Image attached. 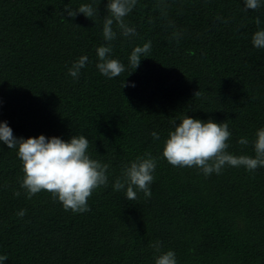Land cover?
Wrapping results in <instances>:
<instances>
[{
  "label": "trees",
  "instance_id": "1",
  "mask_svg": "<svg viewBox=\"0 0 264 264\" xmlns=\"http://www.w3.org/2000/svg\"><path fill=\"white\" fill-rule=\"evenodd\" d=\"M107 3L0 0V122L17 138L83 135L88 155L109 165L90 210L74 213L46 191L28 198L18 148L0 141L3 264H155L157 242L161 252H175L177 264H264V167L225 166L205 176L162 155L174 122L188 115L227 120V151L255 157V133L264 128V48L252 36L264 30V0L256 10L244 0H137L124 17L136 34L113 25L111 58L125 71L111 79L96 67ZM83 4L98 5V15L64 12ZM149 41L134 70L131 52ZM81 56L88 60L74 79L69 68ZM147 153L157 158L152 195L126 199L113 185Z\"/></svg>",
  "mask_w": 264,
  "mask_h": 264
},
{
  "label": "clouds",
  "instance_id": "2",
  "mask_svg": "<svg viewBox=\"0 0 264 264\" xmlns=\"http://www.w3.org/2000/svg\"><path fill=\"white\" fill-rule=\"evenodd\" d=\"M136 4L137 0H108L106 5L108 14L104 17L103 24V38L106 44L96 49L99 58L96 67L109 79L118 77L125 71L123 63L111 58V41L117 36L113 25L115 24L124 36L135 35V28L129 27L124 22V17ZM244 5L246 9L256 10L261 7V0H244ZM97 6L83 4L75 10L65 7L64 12L72 18H75L77 13L91 18L98 15ZM255 22L259 25L260 19L257 18ZM252 44L258 49L264 48V30H258L253 34ZM150 50V41L142 47H135L129 57L130 67L134 70L138 68L141 57H146ZM87 60V56L79 57L69 68V75L78 79L80 70L85 67ZM125 86L127 85L123 82L122 88ZM199 95V91L194 93V96ZM231 135L227 120L217 123L209 119L205 122L185 115L178 124L174 122V130L168 133L162 155L172 166L196 167L205 176L220 174L225 166H242L249 171L264 167V128L258 129L255 133L254 158L228 152V140ZM151 136L154 140L160 138L155 131ZM0 141H3L9 149L18 148L17 155L23 163L24 172L21 187L26 190L28 198L46 191L54 200L58 199L61 202L65 211L83 213L90 210L88 199L93 191L108 184L109 165L102 164L88 155L89 140L83 135L73 136L69 141L59 137L46 138L44 135L27 139L17 138L5 121L0 122ZM238 143L247 145L249 141L242 137ZM156 166L157 158L150 153L145 157H137L135 161L124 167L113 189L126 190V199L129 200L137 199L138 191L143 192L145 198H150L152 195L150 185L154 181L153 173ZM15 195L19 196V192ZM24 214V211L18 213L20 216ZM152 246L159 253L155 258V264H177L174 251L161 252L159 242ZM7 259V255H0V264Z\"/></svg>",
  "mask_w": 264,
  "mask_h": 264
}]
</instances>
